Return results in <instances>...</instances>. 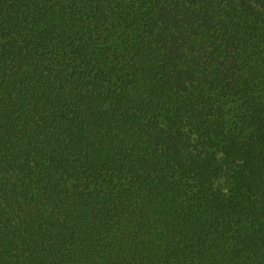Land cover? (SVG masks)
Here are the masks:
<instances>
[{
	"label": "trees",
	"instance_id": "16d2710c",
	"mask_svg": "<svg viewBox=\"0 0 264 264\" xmlns=\"http://www.w3.org/2000/svg\"><path fill=\"white\" fill-rule=\"evenodd\" d=\"M0 264H264V0H0Z\"/></svg>",
	"mask_w": 264,
	"mask_h": 264
}]
</instances>
